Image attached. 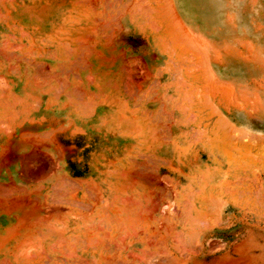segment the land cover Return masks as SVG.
<instances>
[{
    "label": "rangeland",
    "instance_id": "rangeland-1",
    "mask_svg": "<svg viewBox=\"0 0 264 264\" xmlns=\"http://www.w3.org/2000/svg\"><path fill=\"white\" fill-rule=\"evenodd\" d=\"M128 1L133 4V11L140 15L149 12L151 6L157 18H150L153 16L147 14L150 17L140 25L132 23L129 26L122 22V18L121 22L112 20L114 25L109 29L99 18L101 25L97 30L102 40L94 53L98 59L117 60L127 80L130 79L134 109L141 112L128 113L127 107L124 111L125 107H121L123 101L115 97L116 93L110 88L111 81L103 83L93 78L90 81L94 82L93 85L108 89L112 101L119 99L114 101L116 108L119 107L117 111L122 110L129 117L117 112L118 119L123 116L132 119H128V125L120 129L132 137L129 152L123 155L124 163L133 170L141 168L148 175H159V179H155L158 184L149 181L151 179H145L146 182L140 179L133 186V191L137 190L133 192L136 194L133 215L138 218L134 220L137 224L133 235L137 232L134 235L137 240L132 235L130 243L138 248L143 246L138 242L143 232L137 227L138 221H143L149 229L146 230L150 234L147 237L153 240L152 243L147 239L148 250L159 252L163 249V253L174 250V255L178 254L179 258L173 264H181L184 249L186 252L192 245H195V249L200 246L211 249L207 257L211 264H224L222 261L226 255L238 258L239 251L248 258L236 264H264V0L211 2L210 19L214 17V22H210L208 27L215 29L212 33L201 31L203 35H199L198 44L200 63L194 67L188 63L191 49L186 47L174 60L163 61L158 66L145 64L142 43L144 32L147 35L148 32L144 26L152 27L159 23L173 27L174 19L168 10L170 0ZM65 4H70L69 0H0V78L3 82L5 80L1 85L7 84L8 78H14L19 73L26 59L47 61L52 66L63 63L67 65L65 75H77L73 72L77 67L68 68L74 60L71 62L63 57V44H59L61 48H54L50 42L53 36L48 33L49 27L53 26L51 11L64 9ZM72 5L76 10H102L105 21L110 22L111 0H72ZM59 21L58 26L64 25L63 19ZM199 25L200 32L203 30L200 17ZM120 26L127 28L120 29ZM92 28L89 26L82 37L89 43L94 41L92 45H96V30ZM171 32L180 39L179 31L171 28ZM206 41L208 43L204 45ZM168 51L178 54L177 51ZM90 58L94 59L93 55ZM165 58L173 59V56ZM18 65L20 69L17 67V72L15 66ZM11 66L15 74H12ZM7 70L11 73L9 71L10 74H7ZM68 70L73 74L67 73ZM195 71H199V75ZM78 77L81 78L79 74ZM113 93L114 97L111 96ZM193 96L200 101L196 108L199 111L195 113L187 108ZM6 99L2 100L3 104H8ZM55 100V95H52L51 103ZM117 103L120 104L117 106ZM177 108L183 112H163ZM60 140L64 146L76 148L79 159H85L84 151L90 153L98 142L88 140L81 133L63 136ZM68 160V170H71L73 178L86 179L93 174L89 168L92 162L89 157L87 160L90 163L83 168L78 167L74 158L69 157ZM150 198L155 202L151 203ZM141 202V206L150 207V210L141 209ZM183 211L187 213L186 216ZM141 212H144L143 216ZM148 214H152V217L149 218ZM176 220L181 221L179 226L175 225ZM174 231H178V236L183 239L177 250L169 240L174 237ZM160 242H164L163 245ZM158 244L160 246L156 251ZM159 257L158 254L154 256L155 260ZM168 260H164V264H168Z\"/></svg>",
    "mask_w": 264,
    "mask_h": 264
},
{
    "label": "bare ground",
    "instance_id": "bare-ground-1",
    "mask_svg": "<svg viewBox=\"0 0 264 264\" xmlns=\"http://www.w3.org/2000/svg\"><path fill=\"white\" fill-rule=\"evenodd\" d=\"M73 66L78 68L73 71L77 75L67 76V65L63 63L52 66L47 61L26 59L21 69L15 66L16 71L20 69L18 74L11 66L15 77L8 78L5 86L1 85L5 80L0 78V264H153L157 254L161 258L156 264L168 259L167 263L173 264L178 254L174 255V250L163 253L162 248L158 252L161 242L156 245L157 252L148 250L150 234L143 221L137 220L143 232L138 242L143 246L130 243L137 224L133 186L140 179L154 183L159 179V175H148L141 168L134 171L124 163L123 155L129 152L132 137L120 129L128 125L130 111H117L114 101L119 99L112 101L108 89L93 85L90 78H79V65L73 62L68 68ZM52 95L54 103L50 101ZM4 98L8 104L2 103ZM117 112L127 117L118 119ZM79 133L90 141L98 140L90 153L84 151L85 159H79L76 148L64 146L60 140ZM69 157L80 168L92 160L89 168L93 174L86 179L73 178L68 170ZM86 174L87 170L83 175ZM178 221L177 226L181 223ZM177 232L169 239L176 250L183 241ZM134 235L132 238L137 240ZM194 247L186 252L184 249V256L179 253L184 257L181 264H195L199 251L209 249Z\"/></svg>",
    "mask_w": 264,
    "mask_h": 264
},
{
    "label": "crops",
    "instance_id": "crops-1",
    "mask_svg": "<svg viewBox=\"0 0 264 264\" xmlns=\"http://www.w3.org/2000/svg\"><path fill=\"white\" fill-rule=\"evenodd\" d=\"M65 1L68 2V0ZM213 1L214 0H170V9L168 7V10L170 15L174 19V26L170 27L169 25H162L159 23L152 25V27L144 26V28L148 32V35L146 34V32H144V40L142 43L146 55V57H144L145 64L149 63L150 65L158 66L163 61L174 60L179 55L180 51L186 47L187 49H191V52L188 55V63L191 64L192 67H194L196 63L198 65L200 63V50L198 44H200L201 38L199 35H203L202 33L206 32L212 33L215 29L214 27H208L210 25V22H214V17L211 16L210 19L209 12L211 8V2ZM69 2L70 4H65L64 9H55L51 11L53 12L51 13L52 15H50V17L53 18V26L49 27L48 33L53 37L50 42L54 44V48H61L59 44H63L62 47L65 51V55L63 54V57L65 56V59H69L70 61L74 60V62L79 65L80 77H83L85 79L93 78L97 81H111L113 92H115L116 96L123 101L122 107L126 105L130 113L133 114L135 111L141 112L140 109H134L132 101V99L134 98V94L132 86L129 84L130 79L127 80V76L123 74L122 67L120 66L119 68V66L117 65V60H115V58H109V60L106 61L107 58L98 59V57H95L96 52L94 53V51H96V46L102 40L97 30L98 26L101 25V23L98 22V19L102 18L104 20L102 24L108 25L107 28L109 29L111 27L113 28L114 22L112 20L118 19V21L121 22L122 18V22H124L128 26L132 23L140 25L143 20L149 18L150 16H153L150 18L156 19V12H154L152 7L149 6L150 11L145 12L144 15H140V13L133 11V4H131L130 1L111 0L110 22H108V20H106V22L104 18L105 15L103 13L104 11L87 9L76 10L73 9V6L75 5H72V0H69ZM170 10L172 11V13L170 12ZM147 14H150V16H148ZM199 17L202 23L201 28L203 29L200 30V32ZM60 19H63L64 25L58 26V24L60 23ZM185 23H188V25ZM89 26L91 28L93 27L92 29L96 30V32H94V40L96 42V45H92L94 41H90L89 43L82 37V34L87 31ZM119 28L123 29L127 27L120 26ZM171 28L179 31V34L181 35L180 39L173 36L174 33L171 32ZM204 30H206V32ZM136 42L137 41H134V43ZM207 43L208 41H206L204 45H206ZM168 50H172L173 52L177 51L178 54H171ZM92 55L94 59L90 58ZM166 56H173V59L165 58ZM55 60L61 61V59L59 58H55ZM64 72L66 73V71ZM195 72H197L199 75V71ZM199 103L200 101L198 97H191L189 104H187L189 112L195 113V111H199V109H196L198 108L197 106ZM166 111L167 112H163L176 114L183 112L181 108H177L173 111L166 109ZM149 112L151 111H148L147 113ZM199 253L200 254L197 255L199 258L197 257L198 260L195 261V264H211V260L209 261L207 259V257L210 256L211 249L201 250L199 251ZM239 253L240 255L238 258L231 255H226L224 261L222 262H224V264H236L244 258H248L244 256L242 251H239ZM232 258H234V260H232ZM202 261H204V263H202Z\"/></svg>",
    "mask_w": 264,
    "mask_h": 264
}]
</instances>
